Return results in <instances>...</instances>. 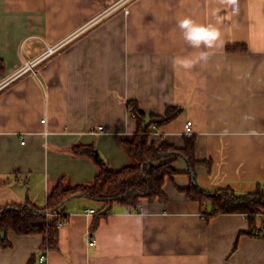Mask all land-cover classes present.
<instances>
[{
  "label": "crops",
  "instance_id": "1",
  "mask_svg": "<svg viewBox=\"0 0 264 264\" xmlns=\"http://www.w3.org/2000/svg\"><path fill=\"white\" fill-rule=\"evenodd\" d=\"M114 1L0 0V207H42L61 178L91 182L97 165L75 145L92 143L113 168L130 163L121 141L137 128L130 100L148 115L181 108L152 125L156 145L184 147L192 120L202 188L264 187V0H237L236 12L220 0H132L128 13L105 15ZM184 17L222 21V42L188 72L172 63L200 51L182 38ZM49 46L58 50L42 56ZM36 60L35 72L24 68ZM174 166L167 200L144 199L139 211L115 204L91 232L90 209L101 204L72 198L56 249L41 248L42 234L10 230L0 264H264V237L248 232L246 215L206 219L181 189L191 181L186 159Z\"/></svg>",
  "mask_w": 264,
  "mask_h": 264
},
{
  "label": "trees",
  "instance_id": "2",
  "mask_svg": "<svg viewBox=\"0 0 264 264\" xmlns=\"http://www.w3.org/2000/svg\"><path fill=\"white\" fill-rule=\"evenodd\" d=\"M231 48L244 50L246 46ZM1 65L0 62V70L3 67ZM128 105L137 121V128L131 135L122 137L121 141L131 162L113 168L92 143L75 145L76 154L86 155L96 163L98 170L93 180L69 185L61 178L48 192L46 204L42 207L29 200L0 207V232L5 231L3 246L10 244L7 234L13 230L18 234H42L41 248L56 249L60 223L64 224L69 217L64 210L65 203L75 197H86L101 204L94 211L91 232L96 230L101 218L107 216L115 204L139 211L144 199L159 197L167 200L163 186L167 178H172L178 172L174 166L178 157L186 159L191 178L190 184L181 189L190 199L200 203L202 215L206 219L220 213H243L249 220L248 232L253 236L264 237L257 233L264 229V187L258 186L255 191L245 193H238L232 187L215 191L202 188L195 180V167L200 160L195 155L193 135L186 136L185 146L180 148L169 143L166 138H162L159 145L150 139L152 125L172 120L181 108L170 105L164 115H148L136 101L130 100ZM148 116L149 120L146 119Z\"/></svg>",
  "mask_w": 264,
  "mask_h": 264
},
{
  "label": "clouds",
  "instance_id": "3",
  "mask_svg": "<svg viewBox=\"0 0 264 264\" xmlns=\"http://www.w3.org/2000/svg\"><path fill=\"white\" fill-rule=\"evenodd\" d=\"M220 3L232 7L233 12L237 9V0H220ZM215 15V13H214ZM222 21L217 18L216 23H197L190 17H184L177 20V27L185 43L192 49L200 50L198 54L192 53L185 56H176L173 59L174 70L183 69L185 72L193 69L201 61L208 59L207 49L219 46L222 42V32L217 26Z\"/></svg>",
  "mask_w": 264,
  "mask_h": 264
},
{
  "label": "built area",
  "instance_id": "4",
  "mask_svg": "<svg viewBox=\"0 0 264 264\" xmlns=\"http://www.w3.org/2000/svg\"><path fill=\"white\" fill-rule=\"evenodd\" d=\"M57 47L55 46H49L47 51L45 52L46 55H50L52 54L55 50H56ZM38 62V60L36 61H30V62H27V65L24 67L25 69H30L32 72H35V68H34V65ZM23 68V69H24ZM22 70V69H21ZM44 120V119H43ZM192 120H188L185 124V134L187 135H190L193 133V129H192ZM101 128V127H100ZM91 212H94L95 210L94 209H90ZM60 225H62V223H60ZM257 233H259L260 235H263L264 236V229L261 230V231H257ZM89 242L90 244H95L96 240H95V237L93 235L90 236V239H89ZM45 258V255H41L40 256V260H44Z\"/></svg>",
  "mask_w": 264,
  "mask_h": 264
},
{
  "label": "rangeland",
  "instance_id": "5",
  "mask_svg": "<svg viewBox=\"0 0 264 264\" xmlns=\"http://www.w3.org/2000/svg\"><path fill=\"white\" fill-rule=\"evenodd\" d=\"M132 0H116V1H114V2H112L111 3V5L107 8V9H105L104 10V12H105V15H107L109 12H111V11H114V10H116L117 8H120V6L122 7V9L125 11V13H128L129 12V3L131 2ZM103 12V13H104ZM104 17V16H103ZM48 49V48H47ZM58 50V46H57V48H56V50L55 51H57ZM47 51V50H46ZM45 51V52H46ZM54 51V52H55ZM45 52L43 53V55L42 56H46V54H45ZM53 52V53H54ZM27 65V64H26ZM27 70H30V69H27Z\"/></svg>",
  "mask_w": 264,
  "mask_h": 264
},
{
  "label": "water",
  "instance_id": "6",
  "mask_svg": "<svg viewBox=\"0 0 264 264\" xmlns=\"http://www.w3.org/2000/svg\"><path fill=\"white\" fill-rule=\"evenodd\" d=\"M0 235H1L2 237H4V236H5V231H1V232H0Z\"/></svg>",
  "mask_w": 264,
  "mask_h": 264
}]
</instances>
